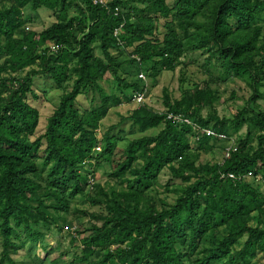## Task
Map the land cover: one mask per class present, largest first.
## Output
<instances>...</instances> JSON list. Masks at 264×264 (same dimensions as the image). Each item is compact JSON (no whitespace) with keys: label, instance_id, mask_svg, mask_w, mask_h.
Returning <instances> with one entry per match:
<instances>
[{"label":"trees","instance_id":"1","mask_svg":"<svg viewBox=\"0 0 264 264\" xmlns=\"http://www.w3.org/2000/svg\"><path fill=\"white\" fill-rule=\"evenodd\" d=\"M107 5L0 0V264H17L14 256L27 240H44L42 227L67 224L61 215L77 198L98 211L84 213L89 224L75 232L83 237L72 264H264V0ZM28 10L51 12L55 22L31 30ZM190 56L203 57L202 65L192 63L209 81L183 90L178 100L164 89V113L143 104L121 117L120 125L132 122L141 137L115 135L117 126L100 136L110 110L128 102V93L145 91L139 76L133 80L135 71L157 79L187 69ZM107 76L121 97L105 91ZM39 78L62 92L40 136L41 111L28 98L40 99ZM238 81L249 98L234 118H220L221 96L212 84ZM90 93L100 104L82 110L79 99ZM244 127L246 134L234 141ZM216 149L222 162L201 161ZM103 164L115 185L98 183ZM166 171L180 183L165 188L175 203L163 199L159 206L150 193L158 192Z\"/></svg>","mask_w":264,"mask_h":264},{"label":"rangeland","instance_id":"2","mask_svg":"<svg viewBox=\"0 0 264 264\" xmlns=\"http://www.w3.org/2000/svg\"><path fill=\"white\" fill-rule=\"evenodd\" d=\"M110 1V0H106ZM176 0H168L170 4H174ZM28 12L32 14L29 10ZM34 22L30 25L31 30L41 32L48 28L55 22V17L51 12L42 10L38 14H32ZM97 55L102 56L101 51L97 48ZM118 55V52H113ZM193 59L197 60L196 63L202 65L204 59L201 56H190L185 60L189 63L187 69L179 67L176 72H165L157 79L148 78L146 75L145 87L147 89L144 105L150 107L158 113H164L166 111L163 100V91L168 89L174 100L181 99L183 90L192 89L194 84L203 85L208 80V76L205 74L201 67L193 64ZM27 72L20 74L25 76ZM135 71L132 76L133 80L137 79L139 74ZM144 74V73H143ZM182 78L185 80L183 82ZM102 86L109 94H116L121 97L117 83L110 76L106 77V80L102 82ZM213 89L219 90L220 100L216 103V109L220 118L232 119L237 115L238 111L246 104L249 98V91L243 82H217L212 84ZM34 90L40 96V99L35 101L30 95L28 98L34 107H37L41 111V120L38 135H42L45 132L47 126V120L52 115L54 109L59 104L60 96L62 92L56 87L54 82L49 78H39L35 80ZM133 92L128 93L129 101L124 102L123 105L115 106L110 110L109 115L103 120V127L100 131L106 132L111 126H117L114 131L115 135L122 138L134 139L141 137L140 133H137V129L132 126V122L127 121L120 125L121 117H129L131 113L139 108V105L134 101ZM79 106L82 110H90L93 106L100 104L98 96H94L90 93L87 96H83L79 99ZM203 116L207 117L209 110L205 109ZM161 129V128H160ZM158 130L148 131L147 135H152ZM247 132V127H244L237 135L234 134L232 139L235 141L238 137L244 136ZM223 153L221 150L216 149L213 152H209L202 155L201 161L204 163H217L223 161ZM110 168L108 165L103 164L99 167L96 176L100 185L109 187L115 185V182L109 178ZM180 181L172 182L171 174L169 171L163 173L160 178V187L158 192L153 191L151 196L155 199L158 205H161V200L165 199L168 203H175L176 196L166 192V187L173 184H178ZM98 208H93L91 205L81 198H77L71 205L69 214H62L66 220L59 221L57 224H51L50 228L42 227L41 231L45 233V238L38 243H32L29 240L26 241V247L20 250L17 255L14 256L17 264H52V261L56 258H60L62 262L60 264H72L74 255L81 253V238L83 236L76 235V231L83 232L89 224V218L85 217L86 212H95ZM72 225V228H68L67 225ZM63 227V230L60 228ZM2 252L0 241V256ZM1 258V257H0Z\"/></svg>","mask_w":264,"mask_h":264},{"label":"built area","instance_id":"3","mask_svg":"<svg viewBox=\"0 0 264 264\" xmlns=\"http://www.w3.org/2000/svg\"><path fill=\"white\" fill-rule=\"evenodd\" d=\"M93 2L95 4H99V5H102V6H105L107 7L108 5V1L106 0H93ZM108 8V7H107ZM115 35H118V31H116ZM50 49L53 53H56L58 52L59 48L56 46V45H53L51 44L50 45ZM139 78L141 80H143L144 82H146V77L144 74H141L139 75ZM146 92H147V89L145 87V91L143 93H137L135 96H134V101L138 104V105H143L144 102H145V96H146ZM169 119H173L174 121H177V122H181V123H186L188 125H192V122L189 120V119H186L182 116H174V115H169L168 117ZM195 126V125H194ZM196 129H198V127H195ZM203 133H205L207 136L209 137H216V133L213 131V130H210V129H203L202 130ZM220 138H225L224 136H219ZM229 152L230 150H228L227 152V155L226 157H229ZM230 178L234 179L235 177L233 175H229ZM91 184H94V181L91 180L90 182Z\"/></svg>","mask_w":264,"mask_h":264}]
</instances>
